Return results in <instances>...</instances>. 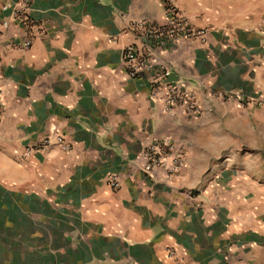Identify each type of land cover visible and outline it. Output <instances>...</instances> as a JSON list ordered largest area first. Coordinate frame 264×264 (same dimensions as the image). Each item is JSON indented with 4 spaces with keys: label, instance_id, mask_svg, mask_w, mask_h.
Wrapping results in <instances>:
<instances>
[{
    "label": "crops",
    "instance_id": "1",
    "mask_svg": "<svg viewBox=\"0 0 264 264\" xmlns=\"http://www.w3.org/2000/svg\"><path fill=\"white\" fill-rule=\"evenodd\" d=\"M168 1L205 41L154 58L200 115L163 113L153 71L129 78L121 59L128 44L144 50L132 24L162 23V0H34L32 45L13 46L14 27L0 37V264H175L168 248L182 264L247 260L264 166V0ZM54 132L70 149L20 159ZM163 137L186 155L171 179L142 171V148Z\"/></svg>",
    "mask_w": 264,
    "mask_h": 264
},
{
    "label": "built area",
    "instance_id": "2",
    "mask_svg": "<svg viewBox=\"0 0 264 264\" xmlns=\"http://www.w3.org/2000/svg\"><path fill=\"white\" fill-rule=\"evenodd\" d=\"M165 7L164 20L160 24H150L138 21L132 24L138 37L142 41L143 49H138L134 44L126 45L121 52L126 73L129 78H137L144 72L153 71L151 76L153 95L159 89H164L165 94L161 98V111L169 115H200L203 109L192 91L180 88L172 83V69L164 62H158L154 58L157 49L166 50L181 41L197 39L205 41V29L193 28L188 19L168 0H162ZM34 0H14L5 3L1 7L0 37L14 27V35L10 43L15 47L27 48L33 43L36 33L42 30L41 23L30 15ZM264 34V19L260 27ZM239 104L247 105L244 96L240 93L230 95ZM1 105V102H0ZM209 111V109L207 110ZM60 145L64 149H70V145L62 134L54 132L42 136L35 143L27 145L20 153V159H28L35 152H44L52 145ZM142 171L151 174L155 169H163L168 179L179 174L187 166L184 148L175 143L169 137L152 140L144 145L141 150ZM106 182L112 191L120 188L118 174L109 172L106 174ZM175 250L167 249V256L174 259L175 264H182L176 259Z\"/></svg>",
    "mask_w": 264,
    "mask_h": 264
},
{
    "label": "rangeland",
    "instance_id": "3",
    "mask_svg": "<svg viewBox=\"0 0 264 264\" xmlns=\"http://www.w3.org/2000/svg\"><path fill=\"white\" fill-rule=\"evenodd\" d=\"M254 186L253 191H249V200L254 201V208L250 206L248 222H253L256 226L255 245L248 251V257L244 264H264V166H261V172H258L256 181L250 183ZM253 196V199H252ZM243 221V222H242ZM244 223V220H241ZM241 223V224H242ZM262 231V232H258Z\"/></svg>",
    "mask_w": 264,
    "mask_h": 264
}]
</instances>
